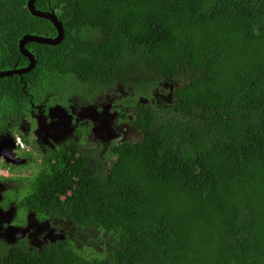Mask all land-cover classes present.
<instances>
[{
  "label": "trees",
  "instance_id": "1",
  "mask_svg": "<svg viewBox=\"0 0 264 264\" xmlns=\"http://www.w3.org/2000/svg\"><path fill=\"white\" fill-rule=\"evenodd\" d=\"M51 1L65 36L26 44L36 65L0 78V120L62 85L173 89L139 104L141 138L112 142L101 173L80 163L69 179L60 162L17 183L31 208L79 207L95 226L41 252L2 243L0 264H264V0ZM55 32L27 0H0V70L29 63L25 33Z\"/></svg>",
  "mask_w": 264,
  "mask_h": 264
},
{
  "label": "flooded vegetation",
  "instance_id": "2",
  "mask_svg": "<svg viewBox=\"0 0 264 264\" xmlns=\"http://www.w3.org/2000/svg\"><path fill=\"white\" fill-rule=\"evenodd\" d=\"M61 1L63 5L67 2ZM40 3H46L47 7H36V3L35 7L54 13L63 26L65 36L63 22L57 14V9L52 6V1L41 0ZM62 10L64 11V8ZM55 30L54 35H38L55 37L58 35L56 27ZM28 49L32 52L30 48ZM160 86L151 89L147 95H136L132 87L126 88L122 84H117L96 95L86 97L77 90L72 91L70 87L62 85L54 91L44 92L38 96L28 94L27 111L18 109L0 120V141L6 138L2 144L0 143V166H5L7 170V173L3 174L0 171V205L4 212L7 210L11 212L9 221L8 215L0 216V244L27 246L29 249L41 252L45 245L57 243L59 241L57 236L60 233L65 235V239L76 241L78 236H82V233L87 231L80 226H95L84 224L73 216V212L79 207L68 208L66 212L63 208L46 210L48 213L33 209L26 205V201L21 200L29 196L30 192H16L13 188L21 179L38 174L46 165L58 166L60 162L69 164L72 173L69 179L73 178V180L78 176L77 168L80 163H86L100 173L102 172L100 169H107L114 160L109 151L110 145L112 142L127 140L126 126L129 125L131 118H136L139 104L152 103L155 106H162L170 100L167 97L168 93L164 92L167 86ZM58 106L63 111L52 109ZM114 112L117 116L112 126L118 134L117 137L111 138L109 136L111 133L108 134L106 130L93 131L95 125L99 127L101 121L109 118ZM131 127L138 130L133 124ZM12 135L18 136L23 144L16 145L13 141L8 148ZM11 157H20L24 160L18 164L7 162L6 159ZM59 168H62L61 165ZM70 194L71 191L63 197L67 198ZM10 225L29 226V230L26 236L9 244L1 233ZM89 230H92L88 235L90 243H96L93 238L96 237L95 232H98L93 228ZM33 233H37L35 242L33 237H29ZM49 235L55 238L54 242ZM87 240V237H82V241Z\"/></svg>",
  "mask_w": 264,
  "mask_h": 264
},
{
  "label": "water",
  "instance_id": "3",
  "mask_svg": "<svg viewBox=\"0 0 264 264\" xmlns=\"http://www.w3.org/2000/svg\"><path fill=\"white\" fill-rule=\"evenodd\" d=\"M27 7H28V9L32 15L43 17V18L50 20L53 23V25L57 28L58 35L55 37H46V36H40L38 34L25 33L19 40V48H20L21 53L24 56L28 57L29 63L26 66L14 68V69L0 70V78L5 77V76H13L14 74H18L22 77L23 73H26V72H28L34 68V66L36 65V59H35L34 54L26 46V44L28 42L33 41V42H38V43H42V44L56 45V44L60 43L64 38L63 26L61 25L60 21L58 20L57 16L54 13H52L50 11H42V10L37 9L35 7V0H27ZM170 89H173V85H171V84H170ZM170 95L171 94L168 93L167 97H169ZM52 109L54 111H63V109L59 106L53 107ZM116 116H117V113H115V112L112 113V115L109 118L101 121V124L99 127L97 125H95V127L93 128V131L106 130V131H108V134H109V132L111 133V135L109 134V136L111 138L117 137L118 134H117L115 128L112 126V123L115 120ZM131 119H133V118H131ZM5 139L6 138H3V140H1L0 143L2 144ZM13 141L16 144V140L12 136V137H10V145L8 146V148L11 147V144L13 143ZM23 160H24V158H20V157H11V158L6 159L7 162H13L16 164L22 162ZM0 200H1V198H0ZM10 214H11V212L9 210L4 212L3 208L0 205V216L8 215V221H9L10 220L9 219ZM28 230H29V226L16 227V226L10 225V226L6 227L5 232L1 233V236L5 239V241H7L10 244V243H13L16 240L26 236ZM49 236H50L51 241L54 242L55 238L51 235H49ZM29 237H33V241L35 242L37 240V233L30 234ZM57 238L58 239H65V235L60 233V234H58Z\"/></svg>",
  "mask_w": 264,
  "mask_h": 264
},
{
  "label": "rangeland",
  "instance_id": "4",
  "mask_svg": "<svg viewBox=\"0 0 264 264\" xmlns=\"http://www.w3.org/2000/svg\"><path fill=\"white\" fill-rule=\"evenodd\" d=\"M171 84V82H169ZM170 84L168 85H165L167 86L166 90H165V94L168 93L169 89H170ZM129 125L126 126V132H127V140H130V141H136L137 139H140L141 138V132L139 130H136V129H132L131 127V122H128ZM82 161V159H81ZM0 171L1 173H7L6 171V168L5 166H0Z\"/></svg>",
  "mask_w": 264,
  "mask_h": 264
},
{
  "label": "clouds",
  "instance_id": "5",
  "mask_svg": "<svg viewBox=\"0 0 264 264\" xmlns=\"http://www.w3.org/2000/svg\"><path fill=\"white\" fill-rule=\"evenodd\" d=\"M13 136V135H12ZM14 138H15V140H16V144L18 145V144H20V145H22L23 143H22V141L20 140V138L17 136V137H15V136H13ZM22 143V144H21Z\"/></svg>",
  "mask_w": 264,
  "mask_h": 264
},
{
  "label": "built area",
  "instance_id": "6",
  "mask_svg": "<svg viewBox=\"0 0 264 264\" xmlns=\"http://www.w3.org/2000/svg\"><path fill=\"white\" fill-rule=\"evenodd\" d=\"M22 144V143H21Z\"/></svg>",
  "mask_w": 264,
  "mask_h": 264
}]
</instances>
